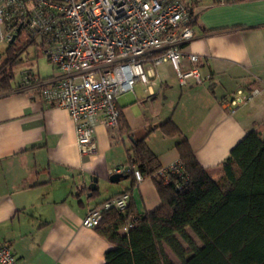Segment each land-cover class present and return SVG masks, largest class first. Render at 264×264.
<instances>
[{"label":"crops","instance_id":"obj_1","mask_svg":"<svg viewBox=\"0 0 264 264\" xmlns=\"http://www.w3.org/2000/svg\"><path fill=\"white\" fill-rule=\"evenodd\" d=\"M193 17L181 64L189 67V54H197L202 82L180 86L171 65L158 64L148 85L136 82L118 98L132 139L119 126L98 122L96 148L82 155L68 110L42 101L37 89L20 87V78L0 93V243L10 245L19 264H103L111 246L82 225L86 212L123 191L137 213L160 205L149 177L136 182L129 173L109 181L117 166L128 164L133 140L144 138L163 167L179 159L176 144L186 138L197 162L216 175L248 131L263 129L264 0H197ZM20 59L21 71L26 62ZM48 65L36 60L28 70L41 79L56 76ZM252 88L258 92L249 102L226 110L238 89ZM168 120L180 135L162 132ZM93 177L97 189L91 191Z\"/></svg>","mask_w":264,"mask_h":264},{"label":"built area","instance_id":"obj_2","mask_svg":"<svg viewBox=\"0 0 264 264\" xmlns=\"http://www.w3.org/2000/svg\"><path fill=\"white\" fill-rule=\"evenodd\" d=\"M187 0H0V42H10L17 28L30 39H38L39 53L53 66L56 76L41 79L23 70L20 87L34 88L42 101L68 110L82 155L95 150L94 129L100 122L108 129L118 127V98L140 82L148 85L155 67L168 62L180 86L200 84L197 54H189L190 66L183 68V46L193 38L194 17ZM224 1V0H220ZM258 92L238 89L224 103L233 113ZM180 159L152 175L168 185L172 176L184 181ZM114 173H131L143 180L134 164L119 165ZM151 178V177H149ZM180 188L182 182H176ZM127 192L90 208L82 225L94 228L102 212H125ZM129 219L121 228L134 225ZM0 264H19L9 244L0 243Z\"/></svg>","mask_w":264,"mask_h":264},{"label":"trees","instance_id":"obj_3","mask_svg":"<svg viewBox=\"0 0 264 264\" xmlns=\"http://www.w3.org/2000/svg\"><path fill=\"white\" fill-rule=\"evenodd\" d=\"M186 2L193 16L197 0ZM22 30L9 42L0 65V93L12 88L13 69L21 62L20 52L34 42L28 38L14 52ZM118 126L121 135L130 137V127L119 107ZM160 127L167 136L181 134L170 120ZM176 147L185 179L172 176L171 182L164 185L152 178L160 165L144 138L133 140L127 150V163L134 164L144 177H151L160 205L140 214L134 211L130 199L124 213L115 209L102 212L94 229L111 246L104 253L103 264H264V126L246 133L230 150L216 175L197 162L186 138L178 141ZM175 181L183 183L180 188ZM124 192L129 193H121ZM130 218L134 225L121 231ZM167 248L179 263L169 257Z\"/></svg>","mask_w":264,"mask_h":264},{"label":"rangeland","instance_id":"obj_4","mask_svg":"<svg viewBox=\"0 0 264 264\" xmlns=\"http://www.w3.org/2000/svg\"><path fill=\"white\" fill-rule=\"evenodd\" d=\"M28 34L26 32L25 29L22 30L21 34L19 35L13 49H14V52H15V49L17 50V48H19L20 46L24 45V43L27 41L28 39ZM9 47V43L8 42H5V41H2L0 42V65L3 63L4 59L6 58V50L7 48ZM39 51V47H38V39H35L34 42L30 43L29 45H27L25 47V49L21 50L20 52V56L22 57V59H24V61L26 62L21 68V71L19 70L20 67H17L14 71V77L17 79V78H20V75H21V72L23 70H26L28 69L31 64H34L36 60H38L39 62V65L40 64H43L46 65L47 67L50 68V66L48 65V62L46 60V58H44L43 56L40 55V53L38 52ZM39 53V56H37V54ZM23 61V62H24ZM42 73V71H41ZM169 165V164H168ZM165 167V166H163ZM160 166V168H163ZM159 168V169H160ZM124 174H129V173H124ZM190 236L192 237V239L194 240V242L197 244V245H200L199 241L197 240V238L193 235V233L191 231H188ZM182 242V241H181ZM183 246L185 248H188L187 245L183 242L182 243ZM167 253L169 255V257L175 262V263H179L178 259L172 254V252L167 248Z\"/></svg>","mask_w":264,"mask_h":264},{"label":"water","instance_id":"obj_5","mask_svg":"<svg viewBox=\"0 0 264 264\" xmlns=\"http://www.w3.org/2000/svg\"><path fill=\"white\" fill-rule=\"evenodd\" d=\"M18 30H19V28H17V31H18ZM15 36H16V34H14V35L12 36V39H11L10 42H12V41L15 39ZM130 138L132 139V137H130ZM125 178H127V175H126V174H123V173H113L112 175H110V177H109V181L112 182V183H116V182H118L119 180H121V179H125ZM96 183H97V179L93 177V178L91 179V183H90V185H89V189H90L91 191H94V190L97 189V185H96Z\"/></svg>","mask_w":264,"mask_h":264}]
</instances>
